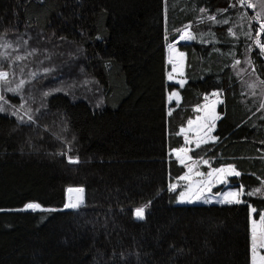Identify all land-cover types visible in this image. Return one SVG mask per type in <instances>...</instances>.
Returning <instances> with one entry per match:
<instances>
[{
	"label": "trees",
	"instance_id": "obj_1",
	"mask_svg": "<svg viewBox=\"0 0 264 264\" xmlns=\"http://www.w3.org/2000/svg\"><path fill=\"white\" fill-rule=\"evenodd\" d=\"M257 13L239 0H0V45H11L0 60L16 71L0 89V264H251V209L264 214V92L236 65L249 59L264 87ZM186 25L195 38L178 42L185 83L169 112L166 47ZM21 72L22 91H8ZM212 92L222 98L217 139L191 157L234 166L244 194L178 203L182 188L170 185L186 165L171 151ZM71 186L85 202L67 209Z\"/></svg>",
	"mask_w": 264,
	"mask_h": 264
},
{
	"label": "rangeland",
	"instance_id": "obj_2",
	"mask_svg": "<svg viewBox=\"0 0 264 264\" xmlns=\"http://www.w3.org/2000/svg\"><path fill=\"white\" fill-rule=\"evenodd\" d=\"M253 2L259 5V0H253ZM256 10L257 12L261 11L259 6L256 8ZM186 29H188L189 32L192 34L190 26L186 25L184 28L180 30V35L178 39L169 43L166 47V57H167V62L169 64V71L167 74V79H168V82H170L173 85V88L170 89L167 94L169 112H171L176 106L180 104L181 95H180L179 89L185 83L186 56H185V53L182 50H180V48L178 47V42L191 40V39L182 38L185 36ZM167 48L169 50L170 59L167 55ZM174 59L178 61V64L173 63ZM236 71L241 76H243L244 80H246L249 83L248 84L249 88L251 89L252 88H262L261 91L264 92V87L262 85V82L258 80L257 76L254 74V71L251 67V62L249 59H246L245 61L238 63L236 65ZM170 74L173 77V79H169ZM252 84H255V87H250V85ZM176 93H178V96L175 95ZM221 100L222 98L219 92H212L211 94L207 95L204 101L195 107L196 115L188 119V121L180 128V133L184 137L185 142L182 146L173 148L171 152L174 155V157H176L178 160H179V157L177 156V153L174 151L175 149H188V152L186 154L181 152V155L185 156V163H184L186 165L185 172L180 178L174 180L171 183V185L173 184L176 185V188L178 187L182 188L178 196V203H182V204L183 203L227 204L228 202H227L226 194L230 190L238 189L240 187L231 182V177L236 175L235 174L236 170L229 171L226 182L221 181L219 183H213L211 185L210 191L203 192L201 194V198L183 199V200L180 198L181 193H184L186 196L192 195V193L195 192L196 187L200 185L201 181H207L208 179V176L206 175L207 173L211 172L213 169L228 166V165H225V166L213 168L209 166V162L204 163V161H207V160H204V159L194 160L191 157L192 149L197 147L198 137L203 138L204 142L211 141L212 139H210L209 137H212V136L215 137L214 129H215L216 122L220 116L218 112V106L221 103ZM213 105H214L215 121H214V127L209 132L208 128L205 127V125H207L209 122V119H210L209 113L212 111ZM189 120L192 121L191 125H189L188 123ZM181 129H183V131ZM187 157H191V159H188ZM189 165L192 166L191 172H189ZM185 173H188V175L190 176V179H185ZM84 194H85V190H84ZM221 201H224V202L222 203ZM66 204H67V193H66ZM252 209H251V214H250V231L252 228L253 219L256 220L257 226H259V223H260L259 217H255L254 215L255 212H253ZM251 236H252V233H251ZM257 251L261 254H264V249L258 248Z\"/></svg>",
	"mask_w": 264,
	"mask_h": 264
},
{
	"label": "snow or ice",
	"instance_id": "obj_3",
	"mask_svg": "<svg viewBox=\"0 0 264 264\" xmlns=\"http://www.w3.org/2000/svg\"><path fill=\"white\" fill-rule=\"evenodd\" d=\"M239 3L242 5H246L249 6L253 9L257 8L258 6L260 7L261 11L258 12L254 17H252V19L258 20L260 22V26H259V33H264V0H259V5L257 3H254L253 0H239ZM235 6V5H233ZM226 11V9L224 10ZM209 19H212L215 21V17L211 16L209 17ZM229 33H231V35L235 36L236 33L232 31L231 28L228 29ZM247 35V33H246ZM3 37H0V39H2ZM182 38H186V39H194L195 36L192 35L188 29L185 30V36ZM255 43L259 46L260 49L264 50V42H261V40L259 38H257L255 40ZM3 47H11V45L9 44H5V45H0ZM18 48L20 47V45H16ZM33 51H37V50H33ZM10 53L5 52L3 55V59H9L10 58ZM24 57L23 56H17L16 60H23ZM238 63V61H237ZM43 71L45 73H48L51 71V69L45 68L43 69ZM16 76V71L14 69H8L5 68L3 66V61L0 60V89H3V87L9 85L11 83L10 77H15ZM32 77L36 76V73L33 72L31 73ZM169 79H173V77L171 76V74L169 75ZM26 83L25 79H23V74L21 72V78L19 79L18 83L16 84V86L14 88L9 87L8 91H12V92H21L22 91V87L23 85ZM250 87H255V84L250 85ZM49 93H45V95H48ZM175 95L178 96V93H176ZM171 98V97H170ZM3 99V96L0 95V100ZM261 107H264V104H261ZM7 111V109H5V107L0 104V112H4ZM15 115L19 116V113H14ZM210 115V119L207 125H205V127L208 128V131L210 132L211 129L214 127V121H215V114H214V105L212 108V111L209 113ZM25 116H27V119L29 121H32L34 119V117L32 115H29L27 112H25ZM24 116H19L20 120H24ZM189 125L192 124V121L189 120ZM183 131V129H181ZM212 140L217 139L216 137L212 136L209 137ZM204 140L203 138L198 137L197 138V146H199L200 143H203ZM177 153V156L179 157V161L181 164L185 163V156L181 155V152L183 153H187L188 149H175L174 150ZM188 159H191V157H187ZM69 160H72L73 158L71 156L68 157ZM78 160V157L76 158ZM204 163H208V161H204ZM192 171V166L189 165V172ZM229 171H235L234 166L232 165H228L226 167H221V168H217V169H213L211 172L207 173L206 175L208 176L207 181H201L200 185L196 187L195 192L192 193V195L190 196H186L184 193H181V199H199L201 198V194L205 191H210L211 189V185L213 183H219L221 181L226 182L227 181V177H228V173ZM236 175H240L239 172L235 173ZM185 179H190V176L188 175V173H185ZM171 187L173 189L176 188V185H171ZM69 192H72L73 189L69 188L68 189ZM75 191L79 192H83V188H78L75 189ZM257 191H260L259 189L254 190L252 193H250V195H254ZM243 185H241L238 189H234V190H230L227 194V202L228 203H239L241 202V196L243 195ZM80 198L77 197V200H79ZM222 203L224 201H221ZM149 204L151 203V201L148 202ZM79 204L78 203H72V204H66L65 207H78ZM147 204L143 205L141 207H138L135 209V214L137 217L142 218L144 216L145 213V208H147ZM25 208L28 209H36V208H42L43 205L36 203V202H30L24 205ZM253 212L256 211L255 208L252 209ZM259 226H257V222L255 219L252 220V228H251V264H264V254H261L257 251V249H264V215H260L259 216Z\"/></svg>",
	"mask_w": 264,
	"mask_h": 264
},
{
	"label": "bare ground",
	"instance_id": "obj_4",
	"mask_svg": "<svg viewBox=\"0 0 264 264\" xmlns=\"http://www.w3.org/2000/svg\"><path fill=\"white\" fill-rule=\"evenodd\" d=\"M168 48H167V55H168V57L170 59V55H169ZM173 63L178 64V61L174 59ZM69 188L73 189V191L72 192H69L68 191ZM78 188H82V187H79V186H71V187H68V189H67V204L78 203L80 205V204L83 203L84 196H85L84 189H83V192H79L78 193L77 191H75V189H78ZM77 197H79L80 199L77 200ZM70 208H73V207H70Z\"/></svg>",
	"mask_w": 264,
	"mask_h": 264
},
{
	"label": "water",
	"instance_id": "obj_5",
	"mask_svg": "<svg viewBox=\"0 0 264 264\" xmlns=\"http://www.w3.org/2000/svg\"><path fill=\"white\" fill-rule=\"evenodd\" d=\"M83 203H84V201H83ZM67 209H73V208L67 207ZM30 210H34V209H30Z\"/></svg>",
	"mask_w": 264,
	"mask_h": 264
}]
</instances>
